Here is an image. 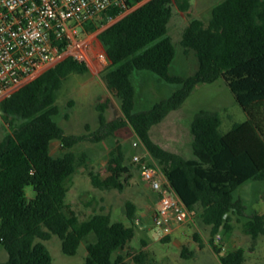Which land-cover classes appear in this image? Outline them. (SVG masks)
<instances>
[{"label":"trees","instance_id":"1","mask_svg":"<svg viewBox=\"0 0 264 264\" xmlns=\"http://www.w3.org/2000/svg\"><path fill=\"white\" fill-rule=\"evenodd\" d=\"M132 3V2H130ZM187 12L191 0H147L99 34L111 60L110 90L121 102L122 114L109 122L110 100L97 106L100 129L90 135L67 134L56 120L58 93L72 74L89 71L88 65L68 56L0 102L1 123L7 131L0 141V244L8 252L0 264H53L44 242L53 235L61 239L62 250L73 256L82 242L87 246L84 264H128L121 250L134 239V225L113 220L110 212H98L81 220L67 202L68 181L88 154L73 150L80 141H100L131 125L146 149L167 176L172 188L190 208H201L199 216L212 226L211 243L222 264H245L242 246L221 254L214 237L232 230L235 215L245 217L243 229L251 237V249L264 235V212L247 215L237 189L249 180H264V0H223L212 8L206 23L191 17L181 45L198 58L196 71L189 76L170 73L177 49L168 24L174 6ZM120 10L110 8L84 24L86 31L97 29ZM136 70L156 73L159 79L180 87L151 108L136 111ZM223 78L248 118L221 131L218 111L201 109L191 123L192 158L170 151L151 136V127L170 111L179 108L201 83ZM61 140L62 154L54 155L51 144ZM111 184L123 190L129 174L138 166L129 162L121 143L110 153ZM97 188L106 187L100 176L90 171ZM120 176L124 177L120 180ZM36 191L28 198L26 186ZM128 218L134 222L136 209L127 201ZM195 238L202 244L200 236ZM166 239H169L166 237ZM185 250L183 253L185 254ZM191 253V252H190Z\"/></svg>","mask_w":264,"mask_h":264},{"label":"rangeland","instance_id":"2","mask_svg":"<svg viewBox=\"0 0 264 264\" xmlns=\"http://www.w3.org/2000/svg\"><path fill=\"white\" fill-rule=\"evenodd\" d=\"M221 1L223 0H191V7L187 12L174 6V14L168 24V34L173 38L177 49L170 68L171 74L189 76L196 71L198 58L195 52H187L181 45L183 30L191 17L201 18L207 23L213 6ZM125 15L104 23L98 22L97 29L89 32L83 27L79 30L78 36L82 39L83 48L79 56L88 65L89 71L83 74L72 73L58 93L56 120L67 134L90 135L98 131L100 123L97 106L108 99L111 101L106 109L108 121L111 122L122 114L121 102L109 88L112 77L111 60L104 61L98 54L105 51L99 34ZM132 79L136 87V111L151 108L158 101L170 97L180 87L160 80L156 73L147 70H136ZM201 109L221 114L222 132H227L234 122H242L248 118L226 81L220 78L215 82L198 84L179 108L170 111L160 122L154 124L151 127L153 140L170 151L192 158L191 123ZM6 131L7 127L0 124V141ZM136 139V132L128 125L103 140L86 139L76 144L73 150L78 154L86 152L88 159L68 181L67 202L72 204L81 220L98 212H110L113 220L135 226L134 239L121 250L128 264H222L220 254L210 241L213 237L212 226L205 224L200 218V207L196 209L193 221L176 224L172 233L161 236L153 220L159 195L141 178L139 170L135 167L132 169L123 190L111 184L114 178L113 168L109 165L112 149L115 144L121 143L131 163L132 154L139 151L133 146ZM65 150L61 140L52 141V154L59 155ZM90 171L97 173L106 187H95ZM123 178L120 176V180ZM25 191L28 198L36 195L31 185L26 186ZM236 196L243 200L247 215L255 211L264 212V180L246 181L237 189ZM129 200L136 206L134 222L128 218L125 208ZM245 219L235 215L231 222L232 230L218 233L214 241L222 249L221 254L242 246L246 249L245 264H264V235L251 249V237L243 229ZM195 233L200 236L202 244L195 238ZM93 240V236L84 240L73 256L63 252L61 239L57 235L44 242L52 253L53 264H84L86 246ZM183 250L187 252L184 254ZM7 258L8 252L0 244V263Z\"/></svg>","mask_w":264,"mask_h":264},{"label":"built area","instance_id":"3","mask_svg":"<svg viewBox=\"0 0 264 264\" xmlns=\"http://www.w3.org/2000/svg\"><path fill=\"white\" fill-rule=\"evenodd\" d=\"M146 1L0 0V102L64 58L80 60L83 48L78 35L84 24L110 8L119 9L121 16ZM98 55L109 59L105 51ZM133 146L139 151L132 154V162L159 195L153 215L158 234L169 235L176 224L193 221L196 210L182 201L138 136Z\"/></svg>","mask_w":264,"mask_h":264}]
</instances>
